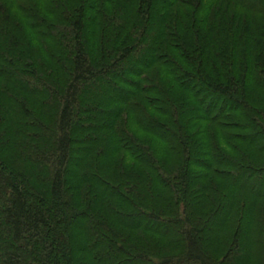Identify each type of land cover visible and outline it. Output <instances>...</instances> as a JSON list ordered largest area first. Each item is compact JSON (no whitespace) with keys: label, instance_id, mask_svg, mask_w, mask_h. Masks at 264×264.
Instances as JSON below:
<instances>
[{"label":"trees","instance_id":"16d2710c","mask_svg":"<svg viewBox=\"0 0 264 264\" xmlns=\"http://www.w3.org/2000/svg\"><path fill=\"white\" fill-rule=\"evenodd\" d=\"M0 264H264V0H0Z\"/></svg>","mask_w":264,"mask_h":264}]
</instances>
